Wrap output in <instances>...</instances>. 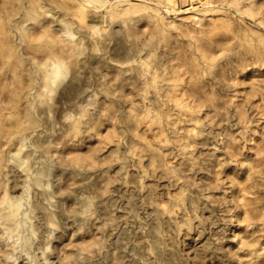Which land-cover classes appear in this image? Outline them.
Masks as SVG:
<instances>
[{"label":"rangeland","instance_id":"374dc122","mask_svg":"<svg viewBox=\"0 0 264 264\" xmlns=\"http://www.w3.org/2000/svg\"><path fill=\"white\" fill-rule=\"evenodd\" d=\"M116 1L0 0V264H264V0Z\"/></svg>","mask_w":264,"mask_h":264},{"label":"bare ground","instance_id":"6f19581e","mask_svg":"<svg viewBox=\"0 0 264 264\" xmlns=\"http://www.w3.org/2000/svg\"><path fill=\"white\" fill-rule=\"evenodd\" d=\"M116 2H125L128 6H136L138 3H136V2H132V1H130V0H117ZM188 2V1H187ZM168 4V6H171V7H174V8H177L178 10H182V12L183 11H189V9H185V8H183V2H182V0H171L169 3H167ZM191 8L190 9H192V8H194V7H192V6H190Z\"/></svg>","mask_w":264,"mask_h":264}]
</instances>
